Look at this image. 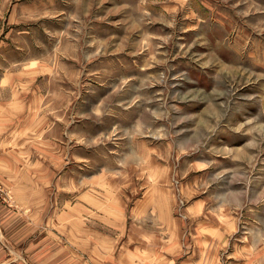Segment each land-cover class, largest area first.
Wrapping results in <instances>:
<instances>
[{
	"label": "rangeland",
	"instance_id": "obj_1",
	"mask_svg": "<svg viewBox=\"0 0 264 264\" xmlns=\"http://www.w3.org/2000/svg\"><path fill=\"white\" fill-rule=\"evenodd\" d=\"M0 70L37 181L0 203L97 264H264V0H0Z\"/></svg>",
	"mask_w": 264,
	"mask_h": 264
},
{
	"label": "crops",
	"instance_id": "obj_2",
	"mask_svg": "<svg viewBox=\"0 0 264 264\" xmlns=\"http://www.w3.org/2000/svg\"><path fill=\"white\" fill-rule=\"evenodd\" d=\"M15 76V73L0 70V180L6 183L34 182L31 177L35 179V174L24 172L30 160L25 154L24 158L22 156V150L29 149L25 146L27 143L23 144L22 140L17 145L14 143L15 136H21L27 125L24 119H30L32 115L29 113L20 117V113L14 110L15 102H19L15 99L22 94L19 93L20 87L14 88ZM9 90H12L13 98L7 96ZM14 93H18L17 96ZM34 115L33 126L29 128L33 129L31 134L38 135L40 128L44 129L38 115ZM32 144L38 151L40 144ZM36 158L39 162L40 159ZM14 196L8 204L0 203V264H97L92 255L78 252L67 242L50 235L49 231L60 222L56 219L62 214L49 219L55 221L54 225L26 205L21 193Z\"/></svg>",
	"mask_w": 264,
	"mask_h": 264
},
{
	"label": "built area",
	"instance_id": "obj_3",
	"mask_svg": "<svg viewBox=\"0 0 264 264\" xmlns=\"http://www.w3.org/2000/svg\"><path fill=\"white\" fill-rule=\"evenodd\" d=\"M4 196L3 192H2V187L0 185V197Z\"/></svg>",
	"mask_w": 264,
	"mask_h": 264
}]
</instances>
